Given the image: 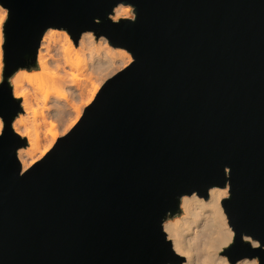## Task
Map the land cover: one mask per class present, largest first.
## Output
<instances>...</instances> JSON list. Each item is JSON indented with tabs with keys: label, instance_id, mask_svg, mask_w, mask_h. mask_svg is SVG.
<instances>
[{
	"label": "water",
	"instance_id": "95a60500",
	"mask_svg": "<svg viewBox=\"0 0 264 264\" xmlns=\"http://www.w3.org/2000/svg\"><path fill=\"white\" fill-rule=\"evenodd\" d=\"M129 4L133 17L114 20ZM0 264H174L163 223L183 194L221 200L230 264H264V0H0ZM130 51L80 120L26 169L11 76L45 31ZM258 241L254 245L249 239Z\"/></svg>",
	"mask_w": 264,
	"mask_h": 264
},
{
	"label": "bare ground",
	"instance_id": "6f19581e",
	"mask_svg": "<svg viewBox=\"0 0 264 264\" xmlns=\"http://www.w3.org/2000/svg\"><path fill=\"white\" fill-rule=\"evenodd\" d=\"M130 8L129 4H117L112 18L133 17L129 14ZM4 10L7 11L6 8ZM1 25L0 20V40ZM59 34H63L64 42L57 40ZM1 45L0 43V62L3 63ZM83 45L90 60L87 79L81 83L72 70L74 62L71 56L73 51ZM131 60L132 55L126 48L111 45L106 37H103V42H97L91 31H84L77 43L66 29L50 27L45 31L37 54L36 68H23L10 78L13 94L21 99L22 105V112L14 118L12 126L17 133L27 138V145L17 151L23 170L46 155L58 137L63 135L61 133L69 131L80 120L84 109L77 106L75 101L83 98L82 104L91 103L105 76ZM90 84L91 88H88ZM38 102L44 106L45 113L41 115L43 121L49 123V129L43 137L39 136L38 131L41 123L36 122L38 115L34 104ZM71 111L76 114L68 127L57 130ZM2 128L3 120L0 117V132ZM228 195L229 188L226 185L210 187L207 198L196 192L181 196L180 208L183 215L179 219L163 223L174 249L184 256L181 263L174 264H230L227 257L220 253L234 235L221 204V200ZM245 238L254 245L258 244V241L250 237ZM235 264H258V259L242 258Z\"/></svg>",
	"mask_w": 264,
	"mask_h": 264
},
{
	"label": "rangeland",
	"instance_id": "374dc122",
	"mask_svg": "<svg viewBox=\"0 0 264 264\" xmlns=\"http://www.w3.org/2000/svg\"><path fill=\"white\" fill-rule=\"evenodd\" d=\"M4 8L5 7H3L2 5H0V20H1V23H2V25H1V29H2V35H1V40H0V43L3 45V40H4V36H3V25H4V22H5V19H6V17H7V11L6 10H4ZM114 14V13H113ZM112 14V15H113ZM129 14H130V16H132L133 15V13H132V8H130V10H129ZM112 15H111V17H112ZM120 18V17H119ZM118 18V19H119ZM114 20H117V19H114ZM93 33V32H92ZM70 35V34H69ZM93 35L95 36V34L93 33ZM3 36V37H2ZM63 34H59V36H57V40H61V42H64V39H63ZM103 37H105V36H103V35H101V36H99V37H96L95 36V38H96V41L97 42H103ZM2 45H1V49H3V47H2ZM3 51V50H2ZM53 52V51H52ZM2 56H3V54H2ZM133 59V58H132ZM71 60L74 62V67L72 68V70H73V72H74V74H75V76H76V78L81 82V83H83V82H85V79H87L86 77H87V65H88V62H89V54L87 53V51L84 49V45H83V47L81 46V48H79V49H76L75 51H73V54H72V56H71ZM132 61V60H131ZM2 62H3V58H2ZM128 63H125V65L124 66H126ZM3 65H4V63H1L0 62V82L2 81V70H3ZM123 66V67H124ZM123 67H121V68H123ZM36 68V66H33L32 68H31V70L33 69H35ZM120 68V69H121ZM120 69H116L113 73H111L110 75H107V76H105V80L108 78V77H110L112 74H114L115 72H117L118 70H120ZM23 70V68H20L18 71H16L14 74H16V73H19V72H21ZM13 76V75H12ZM105 80H104V82H105ZM103 82V83H104ZM97 83H98V81H97ZM103 85V84H102ZM101 85V86H102ZM88 88H91V84L88 86ZM101 88V87H100ZM100 90V89H99ZM98 93V92H97ZM97 95V94H96ZM96 97V96H95ZM94 97V98H95ZM94 100V99H93ZM76 102V105L77 106H79V107H81V109L83 110V109H85V107L87 106V105H85V104H82L83 102H84V99L83 98H81V99H78L77 101H75ZM43 104L41 103V102H38L37 104H34V108L35 109H37V121L36 122H39V123H41L40 124V127H39V129H38V131H39V136L40 137H43L44 135H45V133L48 131V129H49V123H47V122H44L43 121V116H41L42 114H44L45 113V111L43 110ZM22 111H20L19 113H18V115L16 116V117H18L19 115H20V113H21ZM83 112H84V110L82 111V115H83ZM75 114H76V112H69V115H67L66 116V118H65V121L62 123V125H61V127L58 129L57 128V130H63V129H66L67 127H68V125H69V123H70V121L73 119V117L75 116ZM81 115V116H82ZM32 118H31V123H33L34 121H33V116H31ZM81 118V117H80ZM33 125V124H32ZM67 131H65V132H63V133H61V134H65ZM61 136V135H60ZM59 136V137H60ZM27 139V138H26ZM24 147V146H23ZM37 160H39V159H37ZM36 160V161H37ZM183 211H182V209L180 208V211L177 213V214H175V215H173V216H169L165 221H168V220H176V219H179L182 215H183ZM221 253V252H220ZM222 254V253H221Z\"/></svg>",
	"mask_w": 264,
	"mask_h": 264
}]
</instances>
